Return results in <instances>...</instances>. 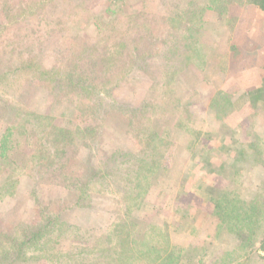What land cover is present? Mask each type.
<instances>
[{"label": "rangeland", "instance_id": "rangeland-1", "mask_svg": "<svg viewBox=\"0 0 264 264\" xmlns=\"http://www.w3.org/2000/svg\"><path fill=\"white\" fill-rule=\"evenodd\" d=\"M212 1L0 0V145L16 142L0 264H162L173 244L181 264H264V100L247 93L264 83V11ZM219 157L250 247L207 212Z\"/></svg>", "mask_w": 264, "mask_h": 264}, {"label": "trees", "instance_id": "trees-1", "mask_svg": "<svg viewBox=\"0 0 264 264\" xmlns=\"http://www.w3.org/2000/svg\"><path fill=\"white\" fill-rule=\"evenodd\" d=\"M249 3L254 4L258 6L261 10L264 11V0H247ZM215 3V4H214ZM230 3L235 4L236 0H213L212 2H207L206 8L216 11L220 15H224L227 13L228 5ZM222 4V5H221ZM107 12L113 13L115 12L114 8H111V6H107L105 9ZM153 44V43H152ZM236 47V46H235ZM237 48V47H236ZM239 48V47H238ZM238 48L236 50H238ZM238 53V51H236ZM239 56V55H238ZM264 79V78H263ZM264 81V80H263ZM249 97L251 96L252 102H256L260 99L264 100V83L260 85L259 87H256L250 91L247 92ZM222 96H225V94H222ZM16 142L14 140V134L13 131L10 130V132H7L4 134V136L1 139V145H0V158H5L8 156V153L13 150V148L16 146ZM225 148L227 151H230L232 147L227 146L228 141H226ZM225 150V151H226ZM226 152H220L219 156H225ZM220 160L218 162L210 161L211 163V169L210 173H214L215 176L213 178V182L210 184H207L206 186V193L207 198L210 202V205L207 209V212L211 214L214 218L218 220L221 225H225L227 228V231L234 235L237 240H242L248 247L253 245L254 240L257 238L256 234L253 232L248 233L246 230H243V226L240 225L242 221H245L247 219V212L242 210V212L235 209L233 201L230 198V195L232 193V190L228 186V182L230 180L228 176L229 170L227 169V162H223V158L219 157ZM190 192V189L188 187L187 193ZM190 195L194 196V194L190 192ZM189 208L188 206L185 207V209ZM228 216L230 217H236L238 220L235 222V224L232 223H226L224 217ZM213 218V219H214ZM216 219H214L216 221ZM56 219H51L50 217L47 219L46 223L41 225L39 229L35 233H31L26 239H23L18 245L21 248L22 252H26L27 250L23 248V245H32L33 243H36L41 238H44L46 235V232H52V225L55 224ZM246 224V223H243ZM41 243V242H40ZM40 243H38L40 245ZM60 246V241H55V246L53 245V248H57ZM261 249L264 250V239L261 240ZM171 249V250H170ZM45 251V249L43 250ZM186 247L184 245L179 244H173L171 248L163 250V257H162V264H181V260L185 256ZM80 252V251H79ZM250 252V251H249ZM58 253V256H62L63 254ZM116 256L121 255V253L113 252ZM45 254V253H44ZM74 253H71L72 256ZM28 256H24V258H27ZM42 258H47V256H36ZM15 258H18L16 256ZM14 258V259H15ZM30 258V257H29ZM65 264H75L72 260L68 261ZM114 264H117L116 262Z\"/></svg>", "mask_w": 264, "mask_h": 264}]
</instances>
